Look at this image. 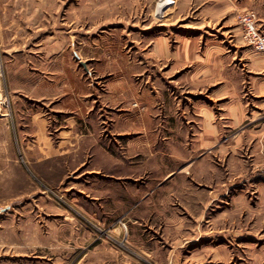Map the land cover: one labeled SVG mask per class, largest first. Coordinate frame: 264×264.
I'll list each match as a JSON object with an SVG mask.
<instances>
[{
    "label": "rangeland",
    "instance_id": "374dc122",
    "mask_svg": "<svg viewBox=\"0 0 264 264\" xmlns=\"http://www.w3.org/2000/svg\"><path fill=\"white\" fill-rule=\"evenodd\" d=\"M246 17L264 36V0H0L2 264H264Z\"/></svg>",
    "mask_w": 264,
    "mask_h": 264
},
{
    "label": "crops",
    "instance_id": "0c3cea01",
    "mask_svg": "<svg viewBox=\"0 0 264 264\" xmlns=\"http://www.w3.org/2000/svg\"><path fill=\"white\" fill-rule=\"evenodd\" d=\"M14 128L12 127V133H14ZM11 138H12V136H11ZM10 138V140L9 141H7L6 142V145H9V143H11L12 144V139ZM8 149V146H7V148H6V150ZM5 149L3 148V147H1L0 148V151L1 152H3ZM12 160L10 159V157H5V156H2L1 157V155H0V165H2V166H5V165H8V164H10L9 162H11ZM27 163L28 164H31L29 161H27ZM32 165V164H31ZM3 169V168H2ZM3 172H4V170H3ZM2 172V173H3ZM42 256H36L35 258H34V260L33 261H31V260H28L29 258H27V259H25V258H23V257H20V255L19 254H17V256H12V260H11V264H33V263H35V264H50L49 262H48V260H47V263H46V261H45V258H46V255H45V251H42ZM2 256H0V264H2V262H1V260H2V258H1ZM58 264H61V263H58Z\"/></svg>",
    "mask_w": 264,
    "mask_h": 264
},
{
    "label": "built area",
    "instance_id": "2783aa9c",
    "mask_svg": "<svg viewBox=\"0 0 264 264\" xmlns=\"http://www.w3.org/2000/svg\"><path fill=\"white\" fill-rule=\"evenodd\" d=\"M242 23L244 24V27L247 30V35L251 40H253V43L255 44L256 48L259 50H264V36H260L253 23L250 21L249 17H246L242 20Z\"/></svg>",
    "mask_w": 264,
    "mask_h": 264
}]
</instances>
